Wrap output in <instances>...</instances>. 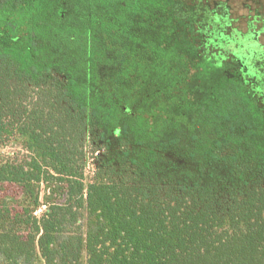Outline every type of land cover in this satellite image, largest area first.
Returning <instances> with one entry per match:
<instances>
[{
    "label": "trees",
    "instance_id": "1",
    "mask_svg": "<svg viewBox=\"0 0 264 264\" xmlns=\"http://www.w3.org/2000/svg\"><path fill=\"white\" fill-rule=\"evenodd\" d=\"M88 1L0 0V264H264V94L213 49L242 46L229 8Z\"/></svg>",
    "mask_w": 264,
    "mask_h": 264
},
{
    "label": "rangeland",
    "instance_id": "2",
    "mask_svg": "<svg viewBox=\"0 0 264 264\" xmlns=\"http://www.w3.org/2000/svg\"><path fill=\"white\" fill-rule=\"evenodd\" d=\"M78 1H79V6L81 8L79 12L83 13V11L87 10L88 7L90 6V2L88 0H78ZM228 1L230 5L232 6V9H231L232 17L236 19V21L234 22V25L238 28V30L240 29V30L245 31V28L247 30L243 32L242 37L239 38V42L242 46H237L233 50L234 43H230V44H227L225 47L222 46L223 49H219L216 46H213V49L216 53H220L223 55H226V52H229V50H231L232 54L238 56L243 66L246 68V71L249 74H253L252 76H255L256 79H258V85L256 89L258 91L263 92L264 94V32L259 31V33L254 34L251 31V27L256 26L257 29L262 26L264 27L263 23L259 22L256 25V23L254 22L256 21L255 11H258L261 15L264 16V0H259L260 2L256 0H228ZM91 4L94 5L95 3L94 4L91 3ZM245 4L249 8L246 9L244 7ZM94 9L98 10L99 6L94 5L93 10ZM192 15L193 14H191V17ZM246 15H249L252 17V19L249 22H247V25L245 24ZM227 29H224V32ZM214 30L217 31L216 29ZM235 33L237 34L238 32L236 31ZM256 37L260 45H258V43L255 41L254 38ZM109 74L112 75L111 72H109ZM141 96L142 97L145 96V92L143 90L139 91V98ZM48 191H49L48 184L42 182L39 188L40 203L35 212L37 216H40L46 207V204H47L46 195L48 194ZM2 195L3 193H0V197ZM51 197H52V200H57V197L55 195Z\"/></svg>",
    "mask_w": 264,
    "mask_h": 264
},
{
    "label": "flooded vegetation",
    "instance_id": "3",
    "mask_svg": "<svg viewBox=\"0 0 264 264\" xmlns=\"http://www.w3.org/2000/svg\"><path fill=\"white\" fill-rule=\"evenodd\" d=\"M210 5H211V7L212 8H214L215 6H216V3H218V4H220V6L222 5L223 7H228L229 8V10H230V16H229V18H230V20H232L233 21V25H234V22L236 21V19H234L233 17H232V12H231V9H232V6L230 5V3H229V1L228 0H211V1H209V0H206ZM256 1H258V2H260L259 0H256ZM244 7L247 9V8H249V7H247V5L245 4L244 5ZM255 14H256V21H254L255 23H256V25L259 23V22H261V23H263L264 24V16L263 15H261L258 11H255ZM245 19H246V22H245V24L247 25V22H249L251 19H252V17L251 16H249V15H246L245 16ZM235 26V25H234ZM236 27V26H235ZM237 28V27H236ZM240 30V29H239ZM247 29L245 28V31H246ZM245 31H243V30H240V32H242L241 34L243 35V32H245ZM251 31L255 34V33H259V31H262V32H264V27L262 26V27H259L258 29L256 28V26L255 27H251ZM262 32H260V33H262ZM258 35V34H257ZM255 39V41L258 43V45H260V43L258 42V40H257V37L256 38H254Z\"/></svg>",
    "mask_w": 264,
    "mask_h": 264
}]
</instances>
